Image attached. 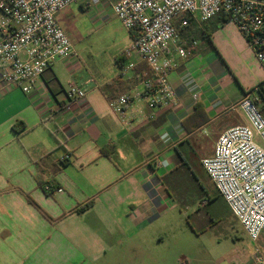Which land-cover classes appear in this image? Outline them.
<instances>
[{"label": "crops", "instance_id": "crops-1", "mask_svg": "<svg viewBox=\"0 0 264 264\" xmlns=\"http://www.w3.org/2000/svg\"><path fill=\"white\" fill-rule=\"evenodd\" d=\"M114 2L99 6L113 11ZM175 26L184 29L179 19ZM188 26L179 36L198 46L187 59L175 54L170 107L136 102L122 121L109 98L124 90L102 88L116 79L139 86L145 63L134 59L135 68L123 74L115 58L107 75L83 66L77 53L56 61L29 93L14 88L0 98V264H112L114 258L218 264L215 253L160 251L162 230L174 226L178 175L197 183L199 175L208 178L202 161L213 156L224 131L245 123L234 107L247 93L261 92L264 68L224 18ZM71 81L86 97L66 111ZM106 147H114L109 156Z\"/></svg>", "mask_w": 264, "mask_h": 264}, {"label": "built area", "instance_id": "built-area-1", "mask_svg": "<svg viewBox=\"0 0 264 264\" xmlns=\"http://www.w3.org/2000/svg\"><path fill=\"white\" fill-rule=\"evenodd\" d=\"M82 1L91 8L102 0H0V98L14 88L29 93L56 61L76 58L58 14ZM113 11L124 28L134 33L119 55L123 74L135 68L134 59L146 64L143 75H137L139 86L109 103L122 121L127 108L136 102H145L150 109L174 103L169 73L175 66V54L187 59L198 46L195 40L189 43L180 38L177 19H181V27H187L193 19L206 23L224 18L243 35L264 68V0H115ZM85 97V89L71 81L65 110L72 111ZM260 104L258 96L247 93L234 107L245 123L224 131L213 156L202 161L218 195L254 242L264 234V115ZM64 159L69 160L70 155ZM168 164L158 162L160 167ZM253 260L264 264L259 249Z\"/></svg>", "mask_w": 264, "mask_h": 264}, {"label": "rangeland", "instance_id": "rangeland-1", "mask_svg": "<svg viewBox=\"0 0 264 264\" xmlns=\"http://www.w3.org/2000/svg\"><path fill=\"white\" fill-rule=\"evenodd\" d=\"M58 16L82 65L109 75L116 67L115 58L130 45L129 32L112 9L94 5L85 10L78 3H72ZM262 90L264 93V84ZM254 95L261 99L260 107L264 111L261 93L255 91ZM177 183L179 206L172 217L174 226L162 230L165 242L160 251L215 253L220 257L218 264H228L230 260V264H254L252 254L257 249L264 256V234L256 242L252 241L207 177L199 175L197 183L184 173L178 175ZM151 248L156 251L159 245ZM120 260L109 261L112 264H138L137 258ZM192 262L207 264L204 258ZM97 264L106 262L98 261Z\"/></svg>", "mask_w": 264, "mask_h": 264}, {"label": "trees", "instance_id": "trees-1", "mask_svg": "<svg viewBox=\"0 0 264 264\" xmlns=\"http://www.w3.org/2000/svg\"><path fill=\"white\" fill-rule=\"evenodd\" d=\"M179 20H181V19H179ZM187 27H189V26H187ZM187 27H184V29H180L178 26H176L177 31H178L179 33H180L181 31L185 30ZM181 38H182L183 40H185L184 37H181ZM116 62L119 64V66H121L122 63H123V59H122L120 56H118V57H116ZM145 65H146V64H145ZM144 70H145V69H144ZM142 71H143L142 69H141V70L139 69L137 75L140 74V73H142V75H143V72H142ZM132 85H133V84H130V82H128V83L125 82V83H123V85H122V84H120V80L116 79V80L113 81L112 83H109V84H107L106 86H104L102 89H103V92H105V93H107V92H109V91L113 92V91H115V90H119V91H123V90H124L123 93H120V94L114 96V98H109V100L111 101V100H113V99L119 97L120 95L124 94V93L127 92L129 89L133 88L134 86L132 87ZM121 88H122V90H121ZM125 89H126V90H125ZM260 90H261V89H260ZM260 93H261L262 99L264 100V93L262 92V90H261ZM261 112H262V114L264 115L263 108L261 109ZM22 129H23V127H22L21 129H18V131H21ZM113 148H114V147H106V148H104L102 151H103V153H104L105 155H108V156H109V155L111 154Z\"/></svg>", "mask_w": 264, "mask_h": 264}]
</instances>
